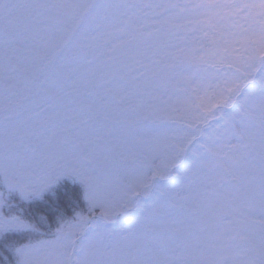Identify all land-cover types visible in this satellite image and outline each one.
<instances>
[{
    "label": "snow or ice",
    "instance_id": "1",
    "mask_svg": "<svg viewBox=\"0 0 264 264\" xmlns=\"http://www.w3.org/2000/svg\"><path fill=\"white\" fill-rule=\"evenodd\" d=\"M0 264H264V0H0Z\"/></svg>",
    "mask_w": 264,
    "mask_h": 264
},
{
    "label": "trees",
    "instance_id": "2",
    "mask_svg": "<svg viewBox=\"0 0 264 264\" xmlns=\"http://www.w3.org/2000/svg\"><path fill=\"white\" fill-rule=\"evenodd\" d=\"M62 191H67L69 194L75 196L78 195L79 189L76 186L69 184L66 186L65 189H62Z\"/></svg>",
    "mask_w": 264,
    "mask_h": 264
}]
</instances>
